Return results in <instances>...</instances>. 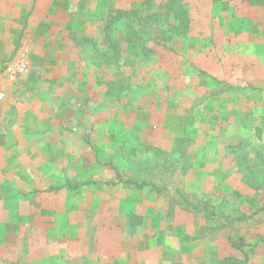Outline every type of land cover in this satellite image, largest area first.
<instances>
[{"label":"rangeland","instance_id":"1","mask_svg":"<svg viewBox=\"0 0 264 264\" xmlns=\"http://www.w3.org/2000/svg\"><path fill=\"white\" fill-rule=\"evenodd\" d=\"M165 2L106 0L104 10L100 2L88 4L104 14L81 41L86 48L78 57L88 56L89 65L72 66V85L79 94L102 96L89 102L97 123L68 131L76 140L69 155L77 157L74 174L87 161L90 172L104 166L96 171L105 177L76 174L74 183H89L72 195L37 194L39 214L30 209L24 225L9 227L14 238L34 236L26 246L56 243L58 252L73 237V248L91 242L90 264H143L144 257L149 264H216L239 255L240 245L249 264H264V0H183L186 36L126 44L120 11L146 16ZM78 8L85 10L84 3ZM0 36V49L11 44ZM28 40L20 38L9 54L25 53L26 75ZM111 40L123 48L119 65L102 67ZM114 79L119 88L107 94ZM94 179L102 181L96 197L89 193Z\"/></svg>","mask_w":264,"mask_h":264},{"label":"crops","instance_id":"2","mask_svg":"<svg viewBox=\"0 0 264 264\" xmlns=\"http://www.w3.org/2000/svg\"><path fill=\"white\" fill-rule=\"evenodd\" d=\"M105 1L0 0V35L8 36L6 42L11 39L10 45L0 49V59L4 58L0 62V83L4 64L23 36H29L28 55L32 58L29 75L18 77L5 88L4 99L0 102V264H12L10 257L19 251L20 254L12 258L13 264H57V260L62 258L66 259L65 264H73L77 260H86L90 264L88 251L91 250V242L87 245L82 242L81 248H73L72 237L65 240L64 250L57 252L53 246L56 243H50L48 249L35 244L26 246V241L33 242L34 236L25 238L21 234L20 239L14 238L9 227L24 225L26 211L30 209L39 214L42 205L37 194L72 195L74 190L89 183H74L76 174L105 177L96 171H105L104 166L90 172L87 161L81 163V173L74 174L73 164L77 157L74 159L69 153L76 140L68 137V131L72 129L87 130L89 124L97 123L98 114L90 116L94 109L89 107V102L99 101L102 92L91 90L90 93L88 90L77 93L72 85L75 77L71 76L72 66L80 63L89 65L88 56L84 59L78 57L86 48L81 41L92 31L90 25L96 24L104 14L91 11L88 4L92 7V3L100 2L104 10ZM81 3H84L85 10L78 8ZM90 18L93 19L92 24ZM31 35H34L32 39ZM0 41H4L1 36ZM67 50L69 54H66ZM96 55L90 56L94 64L98 63ZM84 79L86 87L87 73ZM62 150L65 154L61 153ZM79 159L82 161L83 156ZM94 161L96 164L99 162ZM52 177H58L60 182H51ZM100 182L94 179L96 186H89L92 187L89 193L94 197ZM67 207L73 209V200H68ZM111 257L118 258V253ZM142 259L143 264H149L146 257Z\"/></svg>","mask_w":264,"mask_h":264},{"label":"trees","instance_id":"3","mask_svg":"<svg viewBox=\"0 0 264 264\" xmlns=\"http://www.w3.org/2000/svg\"><path fill=\"white\" fill-rule=\"evenodd\" d=\"M126 24V36L124 42L127 44L137 41H160L162 38H175L186 36L190 28V19L183 0H166L164 9L161 12H151L146 16H141L138 11L126 9L120 11ZM165 31L166 33H162ZM163 34V36H162ZM130 37L136 39L131 40ZM128 38V39H127ZM163 41L165 39H162ZM110 51L101 54L103 63L102 67L116 68L119 64L118 58L122 55V45L115 40L110 41ZM119 80H109L107 83L106 93L112 94L119 87ZM126 183L137 184L131 180H124ZM144 182L137 186H143ZM264 241V237H259ZM240 251L239 255H228L217 261L216 264H249V253L240 245L236 246Z\"/></svg>","mask_w":264,"mask_h":264},{"label":"built area","instance_id":"4","mask_svg":"<svg viewBox=\"0 0 264 264\" xmlns=\"http://www.w3.org/2000/svg\"><path fill=\"white\" fill-rule=\"evenodd\" d=\"M29 68V62L23 51H17L4 64L1 71L0 102L4 99L5 88L12 85L18 77L25 75Z\"/></svg>","mask_w":264,"mask_h":264}]
</instances>
